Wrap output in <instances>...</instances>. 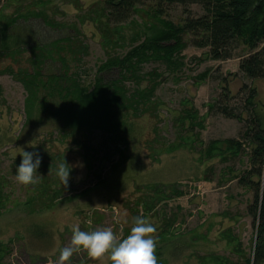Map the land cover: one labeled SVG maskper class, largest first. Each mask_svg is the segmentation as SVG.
<instances>
[{
  "label": "rangeland",
  "instance_id": "1",
  "mask_svg": "<svg viewBox=\"0 0 264 264\" xmlns=\"http://www.w3.org/2000/svg\"><path fill=\"white\" fill-rule=\"evenodd\" d=\"M102 6L100 0H0V264H57L60 249L70 246L71 226L111 228L126 238L135 216L157 229V264H247L255 242L248 213L253 194L238 178L250 168V121L264 118V80L239 72L243 46L232 58L212 60L208 47L192 46L186 34L179 68L143 62L140 79L124 80L128 92H147L153 70L161 77L149 102L120 111L124 127L113 136L100 129L73 136L58 117L26 113L28 93L18 76L33 72L45 44L76 38L79 61L64 54L68 74L75 72L90 90L98 77L105 83L120 77L118 69L100 67L137 44L136 33H150L159 19L181 25L204 10L143 0L123 21L106 26ZM44 64L43 74L63 72L55 53ZM248 86L258 91L253 106ZM227 139L242 149H230ZM21 148L48 163L37 170L36 185L16 180ZM64 159L73 166L68 188L56 176ZM65 264L112 262L108 254L92 260L81 250Z\"/></svg>",
  "mask_w": 264,
  "mask_h": 264
},
{
  "label": "trees",
  "instance_id": "2",
  "mask_svg": "<svg viewBox=\"0 0 264 264\" xmlns=\"http://www.w3.org/2000/svg\"><path fill=\"white\" fill-rule=\"evenodd\" d=\"M141 1L143 0H100L103 5L101 13L107 16L105 25L107 26L111 21L117 23L123 21ZM156 1L158 4L196 3L204 10L198 17H187L181 25L159 19L157 24L149 27L150 33L146 31L140 35L136 33V37L132 40L137 42L139 39L137 44L131 46L125 55L112 57L100 67L99 72L118 69L120 77L111 80L110 83H105L98 77L90 90L82 86L75 72L68 74L69 61L64 54H71L73 62L79 61L77 54L81 47L77 44L76 38L66 36L45 44L42 46L44 49L41 50L43 52L39 54V59L37 62L34 61L36 65L33 72L23 71L25 73L18 76L28 93L25 102L26 113L33 117L35 112H39L40 120L43 115L50 118L58 117L63 123V128L70 129L73 136L77 132L90 133L94 129H100L113 136L124 127L120 111L127 107L137 110L136 105H139L140 101L149 102L154 85L157 84L156 78L161 75L156 70L148 73L153 79V84L147 92L139 90L128 92L124 80L140 79V65L147 60H159L169 67L179 68L183 64L179 55L187 44L183 40L186 34L191 35L192 46L208 47V57L212 60L232 58L235 49L243 46L247 53L239 61V72L252 81L264 80V0ZM51 53L57 55L63 72L43 74L44 61ZM74 67L76 68V65ZM247 90V103L253 106L256 104L253 100L254 96L258 91L254 86H248ZM245 135L251 149L250 168L238 178V183L248 187L253 194L248 205V213L254 218L255 228L252 256L246 258L245 262L262 264L264 262V118L260 115L252 118ZM225 141L230 149L233 146L235 149H242L239 142L232 139ZM41 165L42 168L48 167V163L44 161ZM44 190L47 192L49 186H44ZM58 194L59 189L47 197L52 200Z\"/></svg>",
  "mask_w": 264,
  "mask_h": 264
},
{
  "label": "clouds",
  "instance_id": "3",
  "mask_svg": "<svg viewBox=\"0 0 264 264\" xmlns=\"http://www.w3.org/2000/svg\"><path fill=\"white\" fill-rule=\"evenodd\" d=\"M35 148L36 146H30ZM22 161L16 169V180L23 185H36L40 182L37 170L41 166L42 157L37 151H25L21 148ZM82 166V165H81ZM72 165L64 159L57 164L56 176L64 188L69 187ZM72 238L70 246L60 249L57 264L70 261L74 253L81 250L87 252L92 260H100L109 255L112 264H157L156 227L143 216L133 217V226L126 238L116 235L111 228L95 231H82L80 226H71Z\"/></svg>",
  "mask_w": 264,
  "mask_h": 264
}]
</instances>
